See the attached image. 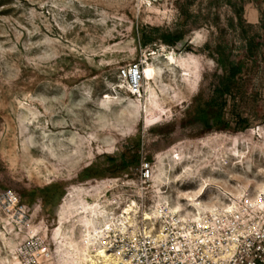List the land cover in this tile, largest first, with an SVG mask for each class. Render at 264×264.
Returning <instances> with one entry per match:
<instances>
[{"label": "rangeland", "instance_id": "obj_1", "mask_svg": "<svg viewBox=\"0 0 264 264\" xmlns=\"http://www.w3.org/2000/svg\"><path fill=\"white\" fill-rule=\"evenodd\" d=\"M137 61L167 70L157 96L120 77ZM145 159L155 175L182 169L183 191L264 182V0H0V264L58 263L69 194L155 204L154 180L141 193L123 183ZM75 221L65 229L80 236Z\"/></svg>", "mask_w": 264, "mask_h": 264}, {"label": "bare ground", "instance_id": "obj_2", "mask_svg": "<svg viewBox=\"0 0 264 264\" xmlns=\"http://www.w3.org/2000/svg\"><path fill=\"white\" fill-rule=\"evenodd\" d=\"M169 65L181 71L187 82L195 78L192 75L194 67L180 62L175 52L164 54ZM166 69L156 63L148 62L144 66V80L148 88L156 96L155 82L163 81ZM146 121L151 123L153 105L147 104ZM176 159H180L178 149L174 150ZM233 156L240 159L243 152L235 149ZM180 163V162H178ZM175 173L174 176L171 174ZM184 171L173 166V169L162 168L154 177V187L157 193L155 204L148 209H140L136 199L129 200L126 204L121 201L108 200L101 202L99 199L89 202L82 199V204L69 203L68 198L60 206L59 223L55 229L54 240L59 243L61 258L58 263L48 264H102L108 260L113 261V255L106 248L105 243L114 233L136 232L135 227L144 223L147 234L160 231L161 235L169 229H178L185 236L194 237L200 234L202 228L205 233L216 232L218 227L238 213L245 214L260 208L264 201V182L254 189L250 181L244 184L233 185L232 188L214 186L208 180L197 189L181 190L177 187L182 180ZM227 182V181H224ZM172 192H176L177 196ZM71 217L76 218L82 234L77 236L76 227L65 229V224ZM130 228V229H128ZM198 228V229H197ZM184 229V230H182ZM44 252L43 250L40 253ZM11 264H22L15 258Z\"/></svg>", "mask_w": 264, "mask_h": 264}, {"label": "built area", "instance_id": "obj_3", "mask_svg": "<svg viewBox=\"0 0 264 264\" xmlns=\"http://www.w3.org/2000/svg\"><path fill=\"white\" fill-rule=\"evenodd\" d=\"M119 73L132 94L141 93L143 62L131 63ZM135 174L136 179L123 183L138 186L141 193L154 180V163L143 160ZM139 205L143 210L146 203L143 200ZM168 229L165 235L158 230L147 234L142 222L135 227L136 232L114 233L105 243L113 261L104 264H264V201L255 211L225 219L216 232L205 233L208 229L202 228L200 234L188 237L178 229Z\"/></svg>", "mask_w": 264, "mask_h": 264}, {"label": "trees", "instance_id": "obj_4", "mask_svg": "<svg viewBox=\"0 0 264 264\" xmlns=\"http://www.w3.org/2000/svg\"><path fill=\"white\" fill-rule=\"evenodd\" d=\"M240 70L241 69L238 64L236 62H232L229 75L223 79L221 84L223 94L231 92L232 86L234 85Z\"/></svg>", "mask_w": 264, "mask_h": 264}]
</instances>
